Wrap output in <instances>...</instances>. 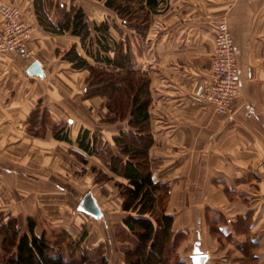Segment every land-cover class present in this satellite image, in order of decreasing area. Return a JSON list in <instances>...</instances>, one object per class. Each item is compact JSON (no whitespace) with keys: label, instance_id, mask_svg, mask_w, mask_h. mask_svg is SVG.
<instances>
[{"label":"crops","instance_id":"0c3cea01","mask_svg":"<svg viewBox=\"0 0 264 264\" xmlns=\"http://www.w3.org/2000/svg\"><path fill=\"white\" fill-rule=\"evenodd\" d=\"M117 1L125 10L110 9L105 0L42 4L53 22L61 17L59 3L81 7L90 29L86 46L92 51L95 25L105 22L109 57L128 53L131 64L147 73L153 136L149 165L153 179L168 183L173 228H183L186 235L179 249H189L184 260L192 264L194 253H205V264H239L246 249L264 264V0ZM2 3L19 8L32 34L29 57L14 50L0 53V212L14 216L21 233L28 232V219H33L34 233L50 246L54 231L78 232L75 226L83 218L72 212V197L90 191L102 212L108 206L103 198L118 194L117 208L125 212L116 185L125 180L107 166V154H88L76 142L84 127L108 139L116 153L112 136L125 124L106 120V96L84 95L88 68H73L64 58L75 44L88 63H96L77 35L45 30L35 0ZM220 17L228 23L240 63V93L230 115L194 93L211 72ZM1 24L0 14V29ZM34 60L40 73L29 69ZM36 107L47 111L42 134L29 130ZM62 121L68 122L69 141L53 136L54 125ZM100 169L110 185L100 186L95 177ZM95 223L99 238L102 225ZM2 238L0 264H6Z\"/></svg>","mask_w":264,"mask_h":264},{"label":"trees","instance_id":"16d2710c","mask_svg":"<svg viewBox=\"0 0 264 264\" xmlns=\"http://www.w3.org/2000/svg\"><path fill=\"white\" fill-rule=\"evenodd\" d=\"M155 1L147 0L153 4ZM105 5L118 11L126 8L117 0H105ZM58 7L61 17L53 22L43 11L42 0H35L39 24L53 33L70 31L79 37L81 46L96 63H88L75 44L63 53L64 58L72 63L73 68H88L84 95L106 96L109 112L106 120L125 124L112 136L117 152L107 151L106 164L125 180L116 183L121 196L120 206L127 212L122 222L135 239L134 246L125 251L126 260L128 264H185L184 259L177 255L178 239L183 232L173 230V215L164 207L160 211L156 210L158 199L165 197L164 200H167L169 186L166 181L153 179L149 165L148 148L153 136L149 122L151 94L147 73L131 64L128 53L115 52L112 58L109 57L105 22L95 25L97 47L92 51L86 46L90 29L86 24L85 11L75 4L66 7L59 3ZM41 111L36 107L31 114L29 130L33 134H42L45 128L47 111ZM67 123L62 121L54 125L53 136L56 139L70 140ZM76 138L79 148L84 152L92 154L98 151L97 138L89 129L81 127ZM27 225L28 232L21 233L15 217L0 212V234L3 236L2 249L6 264H66L62 255L50 253L49 243L43 235L34 233L33 219L29 218ZM249 241L253 243L252 239ZM255 260L254 252L245 249V258L239 264H258ZM100 264H105L102 257Z\"/></svg>","mask_w":264,"mask_h":264},{"label":"rangeland","instance_id":"374dc122","mask_svg":"<svg viewBox=\"0 0 264 264\" xmlns=\"http://www.w3.org/2000/svg\"><path fill=\"white\" fill-rule=\"evenodd\" d=\"M93 133L95 134V138H97V152L103 151L106 154L107 151L114 152L108 139L101 137L96 131ZM95 177H97V181L102 182L100 185L101 187L103 185H110L107 184L109 181L107 180L108 175L107 173H104L102 169L95 173ZM81 196L82 195L79 194L76 199L75 197H72L75 200L74 205L71 208L72 212H75V216L80 215L83 218L81 224L75 226V229L78 228L77 234L74 233V235H69L67 232L66 234H63L60 230L54 231V235H52L50 239V253L62 255L66 260V264H100L101 257L104 258L105 264H128L125 251L134 246L135 239L122 222V218L127 212H123L120 208H117V198L115 197H118V194L115 195L111 193V195L108 194L105 196L103 199L105 203H107L105 206L108 205L107 209L102 210V212L100 211V214L96 216H90L84 212L77 211L75 207ZM164 199H158L156 204L157 211H160V209L164 207L168 212V198L167 200ZM103 204L104 203L102 202V205ZM105 206H103V208ZM95 221L96 223L101 224L103 229L99 238H97L98 235L96 236V228L93 225ZM176 228L177 227L175 226L173 228L176 232L179 230L185 232L183 228ZM184 232L182 233L181 238L179 237L180 239H178L177 246V255L182 259H184L182 257L183 254L189 252L188 248L184 250L183 248H181L182 250L179 249L181 242L186 237ZM93 239L96 241L92 243L91 240ZM185 264L189 263L185 261Z\"/></svg>","mask_w":264,"mask_h":264},{"label":"built area","instance_id":"2783aa9c","mask_svg":"<svg viewBox=\"0 0 264 264\" xmlns=\"http://www.w3.org/2000/svg\"><path fill=\"white\" fill-rule=\"evenodd\" d=\"M0 14V53L14 50L22 57H29L27 42L32 34V26L23 20L22 12L13 5L0 4ZM213 50L209 77L197 84L194 93L217 112L230 115L232 101L240 93L241 77L233 35L224 17L217 20Z\"/></svg>","mask_w":264,"mask_h":264},{"label":"water","instance_id":"95a60500","mask_svg":"<svg viewBox=\"0 0 264 264\" xmlns=\"http://www.w3.org/2000/svg\"><path fill=\"white\" fill-rule=\"evenodd\" d=\"M31 72H41V68L39 66V62L34 60L32 64L29 66ZM76 209L83 210L84 212L88 213L91 216H96L100 214V209L95 201L93 195H91L90 191H86L81 199L79 200ZM207 255L205 253H194L191 256V263L192 264H205L204 261L206 260Z\"/></svg>","mask_w":264,"mask_h":264}]
</instances>
